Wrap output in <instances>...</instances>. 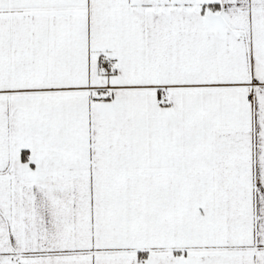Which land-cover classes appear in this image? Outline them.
<instances>
[{"label": "snow or ice", "instance_id": "1", "mask_svg": "<svg viewBox=\"0 0 264 264\" xmlns=\"http://www.w3.org/2000/svg\"><path fill=\"white\" fill-rule=\"evenodd\" d=\"M0 264H264V0H0Z\"/></svg>", "mask_w": 264, "mask_h": 264}]
</instances>
